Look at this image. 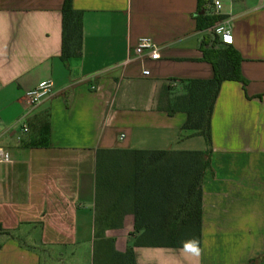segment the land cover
I'll return each mask as SVG.
<instances>
[{"label":"crops","instance_id":"crops-1","mask_svg":"<svg viewBox=\"0 0 264 264\" xmlns=\"http://www.w3.org/2000/svg\"><path fill=\"white\" fill-rule=\"evenodd\" d=\"M209 1L206 12L230 24L246 84L224 80L213 105L200 247H135L137 264H264V2L218 0L216 11ZM63 2L0 0V264H103L95 240L111 238L119 252L132 244V215L113 226L98 212L97 149L206 147L183 129L186 113L167 108L183 80L213 76L202 48L215 36L197 28L198 0H72L82 48L68 61ZM141 38L159 58L135 56ZM42 80L54 93L30 107L25 93ZM146 168L141 180L152 184L161 173Z\"/></svg>","mask_w":264,"mask_h":264},{"label":"trees","instance_id":"trees-1","mask_svg":"<svg viewBox=\"0 0 264 264\" xmlns=\"http://www.w3.org/2000/svg\"><path fill=\"white\" fill-rule=\"evenodd\" d=\"M207 5H211L209 0H198V29L213 28L224 18L206 12ZM61 13V59L68 61L80 56L82 12L72 7V0H64ZM214 36L212 40L206 38L202 48L203 59L213 67L212 78L183 80L184 93L170 96L167 104L169 112L186 113L182 127L205 139L204 150L97 149L94 198L98 212L113 226L118 225L117 220L130 214L134 226L133 242L123 252L116 251L111 238L95 240L94 249H105L103 264H137L134 248L140 246L199 248L201 245V180L211 159L213 105L224 80L246 84L240 74L242 57L239 51ZM163 89L166 92L171 88L164 86ZM166 157L177 162L174 170H167L166 165L154 162ZM147 165H153L152 170L161 176L152 179V184L147 179L146 185L141 176L147 171ZM168 172L175 174L176 178H165Z\"/></svg>","mask_w":264,"mask_h":264},{"label":"built area","instance_id":"built-area-1","mask_svg":"<svg viewBox=\"0 0 264 264\" xmlns=\"http://www.w3.org/2000/svg\"><path fill=\"white\" fill-rule=\"evenodd\" d=\"M264 2V0H263ZM212 4L216 11H218L221 8V4L218 0L212 1ZM213 34H215L219 39L225 43L232 42L231 39V27L228 22L221 21L217 23L215 26H213ZM158 47L155 43H153L148 38H141L139 39L137 45L133 49V52L135 56H148L150 58H159V54L157 51ZM143 74H148V70H143ZM54 93V88L51 81L48 80H42L37 85L32 88L28 89L26 91V96L28 98V103L30 107H34L36 104H38L40 101L50 98ZM23 130H27L26 126H23ZM123 137V135H122ZM7 150L5 147L0 145V163L5 162L7 158Z\"/></svg>","mask_w":264,"mask_h":264},{"label":"rangeland","instance_id":"rangeland-1","mask_svg":"<svg viewBox=\"0 0 264 264\" xmlns=\"http://www.w3.org/2000/svg\"><path fill=\"white\" fill-rule=\"evenodd\" d=\"M219 1H221L222 4L225 2V0H219ZM183 86H184V85H183ZM183 86H181L182 91L184 90ZM176 93H178V92H176ZM183 93H184V91H183ZM177 95H178V94H177Z\"/></svg>","mask_w":264,"mask_h":264}]
</instances>
